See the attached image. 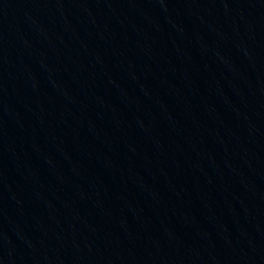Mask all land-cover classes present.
I'll return each instance as SVG.
<instances>
[{"label":"water","instance_id":"95a60500","mask_svg":"<svg viewBox=\"0 0 264 264\" xmlns=\"http://www.w3.org/2000/svg\"><path fill=\"white\" fill-rule=\"evenodd\" d=\"M192 264H264V132Z\"/></svg>","mask_w":264,"mask_h":264}]
</instances>
